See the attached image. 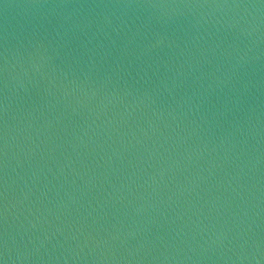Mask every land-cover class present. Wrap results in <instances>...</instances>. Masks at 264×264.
Masks as SVG:
<instances>
[{
    "label": "water",
    "instance_id": "95a60500",
    "mask_svg": "<svg viewBox=\"0 0 264 264\" xmlns=\"http://www.w3.org/2000/svg\"><path fill=\"white\" fill-rule=\"evenodd\" d=\"M0 264H264V0H0Z\"/></svg>",
    "mask_w": 264,
    "mask_h": 264
}]
</instances>
